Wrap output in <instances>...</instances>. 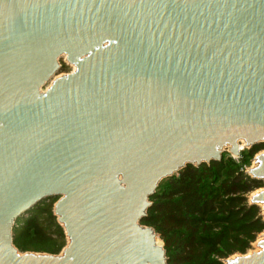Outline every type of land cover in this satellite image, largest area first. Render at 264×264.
<instances>
[{
  "label": "water",
  "instance_id": "water-1",
  "mask_svg": "<svg viewBox=\"0 0 264 264\" xmlns=\"http://www.w3.org/2000/svg\"><path fill=\"white\" fill-rule=\"evenodd\" d=\"M261 142L264 0H0V264H168L140 223L159 182ZM52 197L65 246L20 252ZM260 236L224 263L264 264Z\"/></svg>",
  "mask_w": 264,
  "mask_h": 264
},
{
  "label": "trees",
  "instance_id": "trees-1",
  "mask_svg": "<svg viewBox=\"0 0 264 264\" xmlns=\"http://www.w3.org/2000/svg\"><path fill=\"white\" fill-rule=\"evenodd\" d=\"M263 149L261 142L241 150L238 158L224 152L219 161L188 164L159 182L140 223L158 234L168 264H225L251 248L264 230V216L248 196L264 180L246 169ZM55 199L42 200L16 221L13 244L20 252L57 254L65 246L63 227L52 212Z\"/></svg>",
  "mask_w": 264,
  "mask_h": 264
},
{
  "label": "rangeland",
  "instance_id": "rangeland-1",
  "mask_svg": "<svg viewBox=\"0 0 264 264\" xmlns=\"http://www.w3.org/2000/svg\"><path fill=\"white\" fill-rule=\"evenodd\" d=\"M59 63L61 64V66H65V69H62V70L59 69V70L56 72L55 76H59V75H61V74H65V73L71 72V71L74 69V68H73V65L67 63L65 57H60V58H59ZM60 68H61V67H60ZM48 84H49V83H48ZM48 84H46V86H48ZM46 86H44V87H46ZM43 89H44V88H43ZM226 149H227V147H226ZM261 151H264V149L261 150ZM259 152H260V151H259ZM227 153H228V152H227ZM253 158H254V157H253ZM253 165H254V162H253V159H252L250 166H253ZM250 166H249V167H250ZM263 188H264V186L261 187V188H258V189H256V190H254L253 192H255V191L259 190V189H263ZM251 193H252V192H251ZM251 193H250L249 196H248V200H249V197H250ZM55 200H56V199H55ZM55 200H53V201L55 202ZM259 237H260V234L257 235L255 241L251 244V248L248 249L247 252H251V251H253V250L256 249V247L254 246V243L259 239ZM234 255H235V254H234Z\"/></svg>",
  "mask_w": 264,
  "mask_h": 264
},
{
  "label": "bare ground",
  "instance_id": "bare-ground-1",
  "mask_svg": "<svg viewBox=\"0 0 264 264\" xmlns=\"http://www.w3.org/2000/svg\"><path fill=\"white\" fill-rule=\"evenodd\" d=\"M73 68H74V66H73ZM244 147V142H243V140H240L239 142H238V148L239 149H241V148H243ZM228 148V147H227ZM254 192H252L251 194H253ZM261 237V236H260ZM259 237V238H260ZM254 246L256 247V249L255 250H258V247H257V243L255 242L254 243Z\"/></svg>",
  "mask_w": 264,
  "mask_h": 264
}]
</instances>
